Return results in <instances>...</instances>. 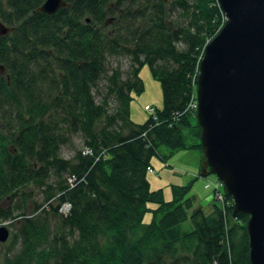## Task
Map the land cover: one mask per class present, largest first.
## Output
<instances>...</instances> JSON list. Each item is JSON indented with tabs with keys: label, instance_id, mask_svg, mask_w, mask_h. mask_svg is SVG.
Segmentation results:
<instances>
[{
	"label": "trees",
	"instance_id": "trees-1",
	"mask_svg": "<svg viewBox=\"0 0 264 264\" xmlns=\"http://www.w3.org/2000/svg\"><path fill=\"white\" fill-rule=\"evenodd\" d=\"M43 1L0 0L10 28L0 34V218L13 227L8 245L19 246L4 264H249L247 215L233 213L221 187L222 201L214 187L194 208L188 185L165 202L146 177L160 145L201 153L187 106L203 48L223 24L217 0H65L51 14L34 11ZM108 57L128 58L125 79ZM143 64L163 105L156 120L135 124L129 101ZM185 125L197 142L184 141ZM74 133L82 147L63 158ZM32 190L43 201L28 213ZM151 202L159 216L142 223Z\"/></svg>",
	"mask_w": 264,
	"mask_h": 264
},
{
	"label": "water",
	"instance_id": "water-1",
	"mask_svg": "<svg viewBox=\"0 0 264 264\" xmlns=\"http://www.w3.org/2000/svg\"><path fill=\"white\" fill-rule=\"evenodd\" d=\"M217 3L223 24L203 48L195 78L199 175L213 174L233 213L247 215V259L264 264V0ZM69 5L44 0L34 11ZM9 30L0 23V34ZM7 238L0 225V242Z\"/></svg>",
	"mask_w": 264,
	"mask_h": 264
},
{
	"label": "rangeland",
	"instance_id": "rangeland-1",
	"mask_svg": "<svg viewBox=\"0 0 264 264\" xmlns=\"http://www.w3.org/2000/svg\"><path fill=\"white\" fill-rule=\"evenodd\" d=\"M5 26V25H3ZM128 58H107V69L119 67L122 72V77L125 79L129 68ZM138 77L142 83V90L140 92L132 91L131 99L129 101V117L131 122L135 124L143 123L148 117L153 121L157 119V108H161L163 105V97L160 83L156 80L147 64H143L138 69ZM104 78L99 80L98 89H92L93 97L96 103L101 101V92L104 88ZM193 98L194 91H193ZM114 102L109 99L107 102V109L111 111ZM152 106L155 108L153 113L147 111L148 107ZM191 107L187 112L192 114ZM195 111V107H194ZM196 118L191 121L193 124ZM195 129L191 126H181V133L184 141L195 143L198 138L194 135ZM83 139L81 134L74 133L69 136V141L63 143L60 146V156L63 158H70L74 155L75 151L82 147ZM158 154L153 155L150 158V167L152 172H147L146 177L148 179L150 190L160 189L165 202L173 199L172 187L174 185H188L189 188L185 193V197H191L192 207L203 206L206 207L213 196L214 182L217 179L213 174L206 176L199 175V163L201 153L196 149L188 150H175L169 152L166 147L160 145L157 147ZM222 190V188H221ZM43 201V196L39 190H32L31 197L26 200L28 205V213L31 212L35 204H40ZM8 201L2 200L0 206H7ZM147 210L143 212L142 223H149L151 220L158 218L159 214L151 212L155 206L152 202L147 203ZM33 212V211H32ZM18 218V217H17ZM15 218V219H17ZM9 220L0 218V225H3L8 230V238L5 242H0V264H4V257L11 256L19 248L18 245L10 246L8 241L12 234L13 227L10 226ZM187 227L188 224L185 223ZM10 250V251H9Z\"/></svg>",
	"mask_w": 264,
	"mask_h": 264
},
{
	"label": "built area",
	"instance_id": "built-area-1",
	"mask_svg": "<svg viewBox=\"0 0 264 264\" xmlns=\"http://www.w3.org/2000/svg\"><path fill=\"white\" fill-rule=\"evenodd\" d=\"M194 108L195 107V99L192 97V100L188 103V106H187V109H189V108ZM153 110H155V108H153L152 106H149L148 107V109H147V111L148 112H150V113H153ZM155 119V117L153 118V120ZM83 153H85V154H88V153H90V151H89V149H83V151H82ZM148 171L149 172H151L152 171V169L151 168H148ZM72 178H70L69 179V182H72ZM214 189H215V192H214V198L216 199V200H218V201H222V198H223V195H222V193L220 192V190H219V188L221 187V183L219 182V181H216L215 183H214ZM60 208H59V211L61 212V213H63V214H65V213H67L68 212V210H69V203H67V202H64L61 206H59Z\"/></svg>",
	"mask_w": 264,
	"mask_h": 264
}]
</instances>
